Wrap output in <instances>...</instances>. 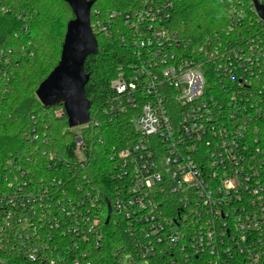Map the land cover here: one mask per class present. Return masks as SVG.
<instances>
[{
	"label": "built area",
	"instance_id": "obj_1",
	"mask_svg": "<svg viewBox=\"0 0 264 264\" xmlns=\"http://www.w3.org/2000/svg\"><path fill=\"white\" fill-rule=\"evenodd\" d=\"M122 1L91 23L130 51L103 107L72 147L35 124L1 161L0 264H264V0H231L227 33L195 46L174 0ZM98 114H129L126 146L85 137ZM110 223L125 240L103 259Z\"/></svg>",
	"mask_w": 264,
	"mask_h": 264
},
{
	"label": "trees",
	"instance_id": "obj_2",
	"mask_svg": "<svg viewBox=\"0 0 264 264\" xmlns=\"http://www.w3.org/2000/svg\"><path fill=\"white\" fill-rule=\"evenodd\" d=\"M232 3L231 0H174L171 26L194 46L208 35H225L229 30ZM127 6L122 0H97L91 11L92 25L95 9L105 15L113 8ZM73 18L72 8L64 0H0V52L4 51L7 57L10 54L11 59L10 63L2 64L3 81L0 76V164L9 151L24 149V136L35 124L47 127L52 140L60 147L74 144L67 116L55 115L63 103L46 107L36 96L39 85L60 60L67 24ZM95 35L98 53L89 55L85 62V72L90 75L86 95L91 101L92 116L111 94L110 83L118 65L130 59L129 49L115 37ZM98 116L100 133L97 134L91 125L85 126V137L94 136L96 140L101 137L108 147L113 144L126 146L133 133L129 114L112 121L101 114ZM103 165V158L94 157L88 176L96 181ZM101 178L104 180L103 175ZM104 232L102 245L96 253L108 259L123 244L125 234L112 223L105 225Z\"/></svg>",
	"mask_w": 264,
	"mask_h": 264
},
{
	"label": "water",
	"instance_id": "obj_3",
	"mask_svg": "<svg viewBox=\"0 0 264 264\" xmlns=\"http://www.w3.org/2000/svg\"><path fill=\"white\" fill-rule=\"evenodd\" d=\"M74 13L67 24L60 60L39 85L36 96L46 107L63 103L71 127L90 121L91 101L86 95L90 75L85 72L89 55L97 54L99 44L91 26V11L97 0H64ZM264 17V6L256 4Z\"/></svg>",
	"mask_w": 264,
	"mask_h": 264
},
{
	"label": "rangeland",
	"instance_id": "obj_4",
	"mask_svg": "<svg viewBox=\"0 0 264 264\" xmlns=\"http://www.w3.org/2000/svg\"><path fill=\"white\" fill-rule=\"evenodd\" d=\"M63 14V13H62Z\"/></svg>",
	"mask_w": 264,
	"mask_h": 264
}]
</instances>
